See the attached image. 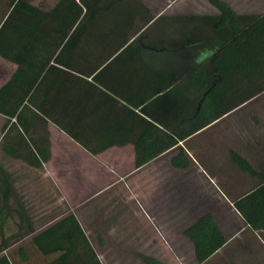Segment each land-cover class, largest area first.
I'll return each mask as SVG.
<instances>
[{"label":"trees","instance_id":"trees-1","mask_svg":"<svg viewBox=\"0 0 264 264\" xmlns=\"http://www.w3.org/2000/svg\"><path fill=\"white\" fill-rule=\"evenodd\" d=\"M206 1L219 13L214 27L234 22L224 3ZM31 2L15 0L0 27V59L15 66L0 85V116L3 127L8 126L5 134L14 127L20 131L12 139L14 148L2 145L3 154L33 168H40L48 154L28 127L51 124L92 155L130 142L136 168L174 149L178 154L173 165L184 169L187 161L177 144L234 107L220 98L231 84L228 74L246 75L249 60H260L264 48V15L243 22V30L216 27L206 33L201 17L155 18L140 0H57L45 10ZM154 24L164 30L155 38L148 30ZM203 42L213 47L205 60ZM261 90L264 82L253 93ZM127 120L121 132V122ZM96 128L102 130L92 131ZM95 133L99 135L89 138ZM239 165L248 170L246 164ZM232 207L248 229L264 231V179L234 199ZM66 219L79 231L72 215ZM182 235L192 245L196 264L225 243L207 213ZM51 238L56 244L59 237ZM82 240L91 264H101L84 236ZM39 251L51 255L59 247ZM69 254L62 252L52 264L70 263ZM143 260L162 264L150 257ZM0 262L7 264L5 258Z\"/></svg>","mask_w":264,"mask_h":264},{"label":"crops","instance_id":"crops-1","mask_svg":"<svg viewBox=\"0 0 264 264\" xmlns=\"http://www.w3.org/2000/svg\"><path fill=\"white\" fill-rule=\"evenodd\" d=\"M177 1L164 0L168 3L167 9H171V18L183 17L182 10L172 8L171 4ZM185 1L193 4L189 9L195 12L189 16L201 17V30L206 33L216 27V30H243V22L251 23L264 15V0H219L235 17L232 23L214 27L219 14L215 8L206 0ZM14 2L0 0V27ZM199 3L201 11L196 7ZM166 12L160 8L153 17ZM200 50L205 60L213 47L203 42ZM259 53L260 60H249L250 69L246 75L235 71L226 78L231 84L224 94L220 92V98L233 102L234 107L177 144L187 161L184 169L173 165L178 154L174 149L136 168L130 142L92 155L51 124L43 129L28 127L32 139H40L38 147L48 154L40 168H33L3 154L2 145L14 148L12 139L20 131L14 127L5 134L8 126L3 127L4 119L0 116V258H5L7 264H52L59 254L68 250L71 259L68 264H85L86 261L91 264L82 240L84 236L97 260L107 264L108 257L104 262L97 253L104 248L97 235L100 234L106 238V245L120 240V251L128 258L130 243H136L133 256L145 264L143 259L150 257L145 252L146 244L152 242L159 246L158 229L166 221L162 214L169 211L170 219L166 222L172 231L168 233L175 242L179 240L185 244V254L190 255L191 260L192 245L182 231L207 213L212 216L225 243L200 264L214 259L225 264H264V231L248 229L232 207L234 199L252 190L259 179H264V90L253 93L254 86L264 82V48ZM14 69L13 64L0 59V80L4 78L3 83L6 82ZM12 122L13 119L10 124ZM127 127L128 120L122 121L121 132ZM95 130L102 129H92ZM4 134L6 138L2 142ZM96 135L99 134L88 136ZM239 164H246L248 170H242ZM232 178L235 179L233 185L225 182ZM242 180L251 185L249 189L240 190ZM151 191L153 197L146 198ZM138 195L141 198L136 201ZM220 210L236 215L235 228H230L232 224H223L226 221L220 218L215 219ZM183 213L187 214L189 222L182 221ZM70 215L79 231L66 219ZM50 227L58 228L54 233L47 232ZM228 227L232 231L227 230ZM52 234L59 237L56 244ZM54 247H59V251L51 255L39 251V248Z\"/></svg>","mask_w":264,"mask_h":264},{"label":"rangeland","instance_id":"rangeland-1","mask_svg":"<svg viewBox=\"0 0 264 264\" xmlns=\"http://www.w3.org/2000/svg\"><path fill=\"white\" fill-rule=\"evenodd\" d=\"M57 0H32V3L34 5H40L42 6V8L45 10L49 7H51ZM142 2L143 5L146 6V8L149 10L150 15H155V13H157V10L162 8V9H166L167 12L164 13L163 17H169V12H171V9H167V5L164 2V0H140ZM172 8H176L175 11L177 10H182L183 13L181 14L183 17H185L186 15H192L195 11H193V9H189V6L193 7V4L188 3L187 1H182V0H178L176 3L171 4ZM198 7L201 11V4L199 3ZM173 10V9H172ZM148 30H150V35L153 36V38H155L157 36L158 32H163L164 30L161 29V27L159 25H153L151 27L148 28ZM2 68V67H1ZM4 78H2L0 80V85L3 83ZM1 123V121H0ZM235 179H226L225 182H227V184L233 185ZM242 185L243 187L240 190H247L249 189V187L251 185H249V183H244V181L242 180ZM149 191V190H148ZM239 192V191H238ZM238 195V194H236ZM236 195L232 196V197H236ZM120 197V195H119ZM146 198H152L153 197V193L152 191L147 193ZM231 197V196H228ZM231 197V198H232ZM138 198H141L140 195L135 197V200H139ZM105 202L103 203L104 207ZM165 207L168 206V204L164 205ZM96 212V211H94ZM100 212H102V210L100 209ZM104 213V212H102ZM169 211L167 212H163L162 214V218L163 220L165 219L166 221L170 219V217L168 216ZM95 216V213H94ZM182 221H187L189 222L190 220L186 219L187 214L183 213L182 215ZM216 218H220V221H226V223L223 224H232V227L230 228H235L236 225L238 224L237 221V217L236 215H234L233 213H230V211L226 210V211H222L220 210L219 214H216L215 219ZM163 221L161 227L158 229L160 235H161V241L158 243L159 246L157 244V246H155L152 242L148 243L147 242V246L145 249L146 255L150 256L152 258H154L155 260H157L158 262L162 263V264H194V261L190 259V255H186L185 253V244L184 243H180L178 242L179 240H177V242H175L174 240H172V237L170 236V232L172 230H170V225L168 224V222ZM234 225V226H233ZM229 227L227 228V230H231ZM168 231H170L168 233ZM232 231V230H231ZM231 233V232H230ZM100 239L103 241V246L104 248L102 250H99L97 253L99 255H101L103 258V261L105 262L106 257L108 263L107 264H143L142 261L140 259H138L137 257L133 256V248H136V243H130V254L129 258L125 253H122L120 251V247L122 245L121 241L118 240L119 242L115 243V241H113V243H107L106 245V238L103 237L100 234H97ZM150 235H148L147 233V239L150 240ZM93 241V240H92ZM115 243V244H114ZM113 244V245H112ZM176 245V246H175ZM113 247V248H112ZM183 252H182V251ZM124 254V255H123ZM225 261V260H224ZM206 264H225V262H219L218 260L214 259L211 260L209 262H207Z\"/></svg>","mask_w":264,"mask_h":264}]
</instances>
